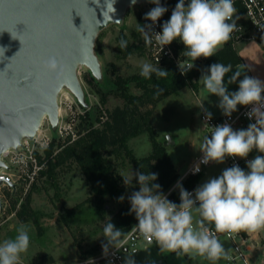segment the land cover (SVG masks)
Here are the masks:
<instances>
[{
	"label": "clouds",
	"instance_id": "obj_1",
	"mask_svg": "<svg viewBox=\"0 0 264 264\" xmlns=\"http://www.w3.org/2000/svg\"><path fill=\"white\" fill-rule=\"evenodd\" d=\"M150 2L155 7L145 14L144 19L151 24H138L145 44L151 45L154 37L162 51L178 39L185 46L184 55L192 61L188 70L194 67L197 59L213 57L238 29L233 0H190L187 5L185 0H178L170 18L163 23L162 31L155 32L152 31L153 25L168 9L161 5L160 0ZM120 47L126 48L127 42L121 40ZM42 67L57 82L67 72V66L56 56L43 60ZM140 69V75L146 79H150L153 73L157 77L168 75L166 70L148 62H142ZM235 69L227 83L239 80L237 91L229 92L224 82L226 74L233 70L231 64H211L202 73L200 81L210 95L219 98L218 107L226 117H231L238 110V105H251L246 115L250 120L254 118L255 123L239 130H234L227 123L210 127L212 131L203 137L199 149L203 153L201 163L205 165L212 162L221 164L226 158L246 159L254 149L264 154V81L245 74L246 66ZM197 107L205 112L207 124L212 113L204 108V102ZM247 168V172L237 164L226 168L220 176L210 178L196 188L194 198L193 193L180 187L179 204L170 201L160 191V185L154 183L158 179L156 173L137 171L132 173L131 179L123 177L125 185H130L134 178L139 184V190L128 198L130 213H134L138 221L135 231L149 245H158L161 253H175L178 257L196 255L212 264L221 259L231 260L229 250L225 249L216 233L264 230V155L247 160ZM199 170L198 166L194 169L195 172ZM119 199L122 201L124 197ZM208 225H213L214 231ZM16 232L14 238L0 242V264H22L21 254L26 253L30 245L29 228L21 223ZM124 236L121 229L108 222L103 228V237L107 241L102 244L104 252L107 253L109 247L127 251L124 248L126 241L122 239ZM132 254L128 255L126 264H135ZM86 264H94V261L89 258Z\"/></svg>",
	"mask_w": 264,
	"mask_h": 264
},
{
	"label": "rangeland",
	"instance_id": "obj_2",
	"mask_svg": "<svg viewBox=\"0 0 264 264\" xmlns=\"http://www.w3.org/2000/svg\"><path fill=\"white\" fill-rule=\"evenodd\" d=\"M153 7L149 0L147 3L133 4L127 7L121 24H110L97 34L94 52L100 62L101 78L93 77L84 65L77 68L78 78L84 91L83 104L77 101L67 87L60 90L57 95L59 117L57 127L52 129L46 116L41 120L40 130L46 133L51 140L55 139L56 143L62 145L67 135H70L72 139L76 138L79 115L88 113L92 119L94 115H104L106 109L123 104V97L110 90L113 86L110 87L109 80L113 79L115 74L128 78L135 74L140 75L142 62L154 65L147 55L144 36L138 31V24H146L144 16ZM137 33L142 39L138 42L143 47L142 53L139 51L128 53L127 47L123 49L120 47L121 35L124 37V41L130 44L137 43L135 37ZM232 48L240 58V62L232 65V72L225 76L224 82L228 91L238 90L239 80L232 84L227 82L236 71L235 68L242 65L246 66L245 74L264 81V49L254 41L239 42ZM204 62L205 58L203 57L194 61L199 65L196 86L187 84L177 93L160 100L154 106L150 117V124L155 130L156 139L164 144L167 154L179 174L186 169L200 148L201 143L198 139L196 140V137H199L203 131L199 119L202 109L197 106L204 102V108L213 115L222 113L218 107L219 98L210 95L200 81L204 72ZM242 78L243 75L240 79ZM125 91L132 95H137L140 92L134 87L133 82L127 85ZM101 94L104 96V104L99 99ZM128 147L138 157L148 155L151 152V141L148 134L142 133L131 138L128 141ZM257 155L256 151L249 154L254 158ZM113 164L116 171L122 176V187L124 188L122 196L124 199L121 201L119 199L121 196L106 197L105 211L100 215L93 212L94 200H92V202L88 201L84 207L78 209L76 216L72 219L63 220L61 218L66 209L75 207L86 201L88 197L92 198L89 185L75 163L58 166L52 179L38 175L31 182L28 190L22 191L18 198H16L17 195L11 196L8 188H2L0 195L7 201L3 212L0 213V242L14 238L17 234V227L24 223L29 228L30 245L27 252L21 254L22 264H37L40 256L44 253L52 255L55 264H72L82 259H92L102 255L104 253L102 244L107 243L103 237L104 226L124 203L131 208L128 198L133 192L139 190V184L135 182V178L130 185L124 183L123 177L131 179L132 173L136 172L128 159L118 158ZM225 169V163L211 164L200 175L198 186L203 185L210 178L220 176ZM26 197H29L31 208L37 211L36 221L22 222L16 215L20 203ZM12 198L18 199L14 207ZM257 233L264 235V230ZM219 240L225 249L231 253L230 240L224 237ZM235 241L239 244V237ZM249 245H253L251 239H248L246 244H242V249L244 246L246 247V254ZM127 258L126 255V260ZM131 258L135 264H212L211 261L196 255L178 257L175 253H161L158 245L154 243L149 245L144 242H139L138 252ZM217 264H229V262L221 259Z\"/></svg>",
	"mask_w": 264,
	"mask_h": 264
},
{
	"label": "water",
	"instance_id": "obj_3",
	"mask_svg": "<svg viewBox=\"0 0 264 264\" xmlns=\"http://www.w3.org/2000/svg\"><path fill=\"white\" fill-rule=\"evenodd\" d=\"M147 2L0 0V155L21 139L33 138L45 116L52 129L57 127V95L63 87L83 104L77 68L84 65L101 78L94 52L97 34L110 24H121L127 7ZM50 56L67 66L59 82L42 67Z\"/></svg>",
	"mask_w": 264,
	"mask_h": 264
},
{
	"label": "trees",
	"instance_id": "obj_4",
	"mask_svg": "<svg viewBox=\"0 0 264 264\" xmlns=\"http://www.w3.org/2000/svg\"><path fill=\"white\" fill-rule=\"evenodd\" d=\"M150 1V0H149ZM161 5L166 7L171 0H160ZM151 3V2H150ZM154 7L155 5L151 3ZM146 24L148 23L147 20ZM137 43L127 44L128 53L143 52L142 41L139 34H135ZM121 40L124 37L121 35ZM143 44V43H142ZM183 45L181 49H184ZM223 63L225 65H235L240 62V58L235 54L230 43L224 44L218 49L213 57L205 59L204 71L213 63ZM160 67L168 72L166 77H157L155 73L150 79H146L139 74L123 78L115 74L109 80L110 90L123 97L122 105H116L111 109H106L104 115H92L90 119L88 113L78 116L77 137L72 139L67 135L63 144H58L52 139L44 149L43 158L38 155L39 162L45 161L44 168L39 172V176H46L52 179L55 176L56 168L63 164L75 163L82 172L92 198L76 205L71 209H66L61 218L66 220L76 216L78 209L84 207L86 202L94 200V213L100 215L105 211V198L120 197L124 193L122 187V176L116 171L113 162L118 158L128 159L134 170L151 172L158 175L154 182L160 185V191L164 193L179 176L174 163L170 160L163 143L156 139V133L150 124V117L154 106L165 97L177 93L187 84L196 86V79L199 75V65L194 63V67L180 74L173 62L167 61ZM133 82L134 87L140 90L139 94H127V85ZM101 103H105L104 96H100ZM96 123V124H95ZM142 133H147L151 141V152L148 155L136 156L128 141ZM200 175L187 177L179 186L188 189L194 186ZM135 182L137 180L135 179ZM22 189L16 190V198L20 197ZM18 193V194H17ZM13 207L18 199H11ZM29 197H26L16 211L20 221H36L37 211L29 205ZM134 213H130V208L124 203L121 208L110 218L117 229L126 233L136 222ZM85 256V254H84ZM55 262L52 255L44 253L40 256L37 264H53Z\"/></svg>",
	"mask_w": 264,
	"mask_h": 264
},
{
	"label": "built area",
	"instance_id": "obj_5",
	"mask_svg": "<svg viewBox=\"0 0 264 264\" xmlns=\"http://www.w3.org/2000/svg\"><path fill=\"white\" fill-rule=\"evenodd\" d=\"M189 2L190 0H185L186 5ZM233 2L236 8L235 16L238 17V19L234 17L238 29L232 33L230 40L226 43H230L231 46H234L239 42L254 41L264 49V0H233ZM177 3L178 0H171V3L166 6L168 11L164 13L155 25H153L152 31H162L163 23L170 18ZM147 24H151V21H148ZM182 46L183 43L177 39L170 45H166L161 51L160 46L155 42L153 37V43L151 45H146V52L153 64L162 65L167 61H171L176 66L179 73L184 74L192 61L184 55L185 48L181 49ZM251 107V105L241 106L236 112L232 113L231 117H226L223 113L218 115L212 114V119L207 121L208 125L205 124V112L201 110L199 119L204 134L210 135L212 131L210 127H215L224 123L231 125L234 130H237V128L247 129L250 123H255L254 118L250 120L246 115V113L251 110ZM40 129L41 123L33 138L21 139L17 147L9 148L0 155V160L4 163V166L0 168V191L2 188H8L11 196L15 195L16 190L19 188L26 192L31 182L44 168L45 161L39 162L38 155L43 158L44 149L48 146L51 139ZM202 158L203 153L198 150L197 154L194 155L192 160L188 163L186 169L179 174L177 179L163 193L170 201L179 204L180 184L189 176L201 175L208 166L214 163L212 162L207 165L202 164ZM252 159H254L252 156H248L246 159L226 158L224 163L226 168L237 164L241 169L247 172V160ZM197 166L200 170L195 172L194 169ZM198 187V184H195L186 190L193 193L194 198V191ZM6 201L7 199H3L0 195V213L3 212ZM196 218L198 219L199 217L197 216ZM137 223L138 221L136 220L133 226L125 233V236L122 237V239L126 241L124 248L127 249V251L124 249L116 250L110 248L107 253L104 252L102 255L92 258L94 264H126V255L128 256L131 253H133L132 256L135 255L138 252L139 242L148 243L135 231L134 226ZM208 227L214 231L213 225H208ZM244 232L245 231H241L232 234L216 233L219 239L224 237L231 242L232 252L229 254L232 259L227 260L229 264H251L245 253L246 247L244 246V251L242 249V244H246L248 240V236L245 235ZM237 237L240 239L239 244L235 241ZM88 260L89 259H82L72 264H86Z\"/></svg>",
	"mask_w": 264,
	"mask_h": 264
},
{
	"label": "crops",
	"instance_id": "obj_6",
	"mask_svg": "<svg viewBox=\"0 0 264 264\" xmlns=\"http://www.w3.org/2000/svg\"><path fill=\"white\" fill-rule=\"evenodd\" d=\"M239 107H241V106L238 105V108ZM218 114H222V113H216V115H218ZM239 129H242V128H237V130H239ZM204 136H206V135L202 131L201 135L199 137H196V140L198 139L200 141V143L202 144ZM201 144H200V147H201ZM253 151H256V150H253ZM258 155H264V154L258 153ZM196 184H198V182ZM244 234L247 235L248 239H251L253 242L252 246L249 245L247 247V256H248L251 264H264V235H261L260 233H257V232H251V233L250 232H244Z\"/></svg>",
	"mask_w": 264,
	"mask_h": 264
},
{
	"label": "bare ground",
	"instance_id": "obj_7",
	"mask_svg": "<svg viewBox=\"0 0 264 264\" xmlns=\"http://www.w3.org/2000/svg\"><path fill=\"white\" fill-rule=\"evenodd\" d=\"M43 119V118H42Z\"/></svg>",
	"mask_w": 264,
	"mask_h": 264
}]
</instances>
